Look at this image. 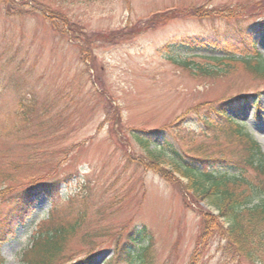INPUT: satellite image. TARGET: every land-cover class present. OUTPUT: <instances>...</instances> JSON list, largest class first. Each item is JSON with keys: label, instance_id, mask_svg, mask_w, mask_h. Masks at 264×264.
<instances>
[{"label": "rangeland", "instance_id": "rangeland-1", "mask_svg": "<svg viewBox=\"0 0 264 264\" xmlns=\"http://www.w3.org/2000/svg\"><path fill=\"white\" fill-rule=\"evenodd\" d=\"M238 25L260 33L256 50L264 55V0H0V178L11 174L14 187L34 175L89 179L102 226L113 235L124 226L127 232L145 226L153 264H264V235L239 247L227 235L228 220L194 192L174 160L161 155L150 166L133 136V130L166 125L189 153L215 159L211 167L194 166L218 170L239 161L246 142L230 139L226 127L207 132L178 121L248 96L228 114L264 153V76L243 63L205 76L167 56L179 37ZM30 100L34 107L26 113ZM119 111L121 123L114 119ZM37 148L46 152L39 165L29 160ZM62 189L60 217L72 208L64 197L80 191L77 181ZM50 207L45 196L35 200L26 224L0 242L1 264H27L19 250ZM107 239L97 240L107 242L95 264L114 254L115 237ZM69 243L73 258L87 254L79 239Z\"/></svg>", "mask_w": 264, "mask_h": 264}, {"label": "trees", "instance_id": "trees-1", "mask_svg": "<svg viewBox=\"0 0 264 264\" xmlns=\"http://www.w3.org/2000/svg\"><path fill=\"white\" fill-rule=\"evenodd\" d=\"M12 1L14 3V0ZM63 27L66 33L69 32L71 37L75 38L77 34L75 29L67 25ZM253 31L238 25L229 26L223 31L218 28L214 31L215 33L207 34V36L179 37L172 44L174 45L172 51L177 50L171 52L169 49L167 56L184 69L205 76L219 75L240 63L264 76V57L262 53L256 51V38L260 36V33L253 34ZM239 43L242 45L238 47ZM242 46L249 52L247 55L240 54L239 56L237 54L241 52ZM253 52L255 55H251ZM197 56L206 59L208 63L195 61L193 58ZM232 97L218 104H210L206 110H199L194 115L182 118L177 124V126L190 125L207 132L214 129V126L226 127L230 139L237 137L244 140L247 144V152L237 162H225L226 167L206 171L199 166H194L193 162L197 165L208 164L211 167L215 159L189 153V149H185L177 135L166 130L168 127L166 125L149 133L133 130V136L147 154L145 157L149 158L150 166L159 165L157 159L161 155L170 156L177 164L176 170L189 178L194 192L204 197L207 203L215 206L220 215L228 220L227 235L236 240L239 247H248V244L253 242L252 238L259 236L261 240L264 235L261 230L264 225V154L257 142L249 136L248 132L236 127L235 124L239 122L228 114L229 109L240 107L243 104L241 101L249 97L246 96L239 100H234ZM33 103L34 101H29L27 108L24 109L26 113L31 112L34 107ZM107 112L110 113L107 116L109 117L111 112ZM114 119L121 123V111ZM33 153L29 160L39 165L40 155L46 152L37 148ZM187 157L192 159L191 163L187 161ZM247 168H252L254 171L256 176L253 180L247 178L246 175L249 173ZM73 176L74 174H69L59 179L52 175L50 176L52 180L46 181L34 175L27 178V182L16 185L17 187H14L15 183L11 174L1 176L0 198H4L6 206L0 211V242H5L14 235V229L18 223L25 221L35 200L45 195L52 204L49 217L40 220L43 224L37 232L29 236L27 242L19 250V256L27 264H92L98 258L104 241H106L97 240L107 239L108 235L115 237L114 248H112L114 254L103 264H153L154 256L148 246L150 242L148 229L141 226L131 228L127 232L128 229L124 226L118 229L116 234H111L102 226V221L98 218L101 205L93 197L94 188L90 185L92 181L85 177L80 178L78 175L75 178H72ZM73 181L78 182L80 191L74 190L73 193L64 197L69 200L68 207H72L71 212L61 217L56 216L55 210L58 211L57 204L61 201L58 197L63 192L62 188L69 186ZM44 220L47 223L43 222ZM76 239L82 242L79 245L81 249L88 252L73 258L71 254H67V251L70 247L69 242ZM107 241L110 239L108 238ZM3 260L2 257L0 264Z\"/></svg>", "mask_w": 264, "mask_h": 264}]
</instances>
